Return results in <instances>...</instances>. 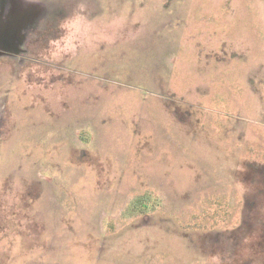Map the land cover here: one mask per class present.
I'll return each mask as SVG.
<instances>
[{"label": "rangeland", "instance_id": "obj_1", "mask_svg": "<svg viewBox=\"0 0 264 264\" xmlns=\"http://www.w3.org/2000/svg\"><path fill=\"white\" fill-rule=\"evenodd\" d=\"M23 2L0 264H264V0Z\"/></svg>", "mask_w": 264, "mask_h": 264}, {"label": "flooded vegetation", "instance_id": "obj_2", "mask_svg": "<svg viewBox=\"0 0 264 264\" xmlns=\"http://www.w3.org/2000/svg\"><path fill=\"white\" fill-rule=\"evenodd\" d=\"M7 1L0 0V58L13 57L12 54L16 53L13 46L19 42L23 48H19L18 52L32 55L35 49L31 45L43 44L45 37L48 38L51 35L47 31L49 28L44 26L46 11L44 8L42 10L37 6L23 2V0ZM51 32L54 33L53 30Z\"/></svg>", "mask_w": 264, "mask_h": 264}]
</instances>
